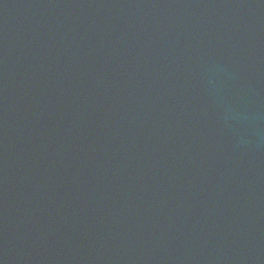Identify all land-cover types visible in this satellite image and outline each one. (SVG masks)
Returning a JSON list of instances; mask_svg holds the SVG:
<instances>
[{"label":"water","instance_id":"water-1","mask_svg":"<svg viewBox=\"0 0 264 264\" xmlns=\"http://www.w3.org/2000/svg\"><path fill=\"white\" fill-rule=\"evenodd\" d=\"M0 264H264V0H0Z\"/></svg>","mask_w":264,"mask_h":264}]
</instances>
